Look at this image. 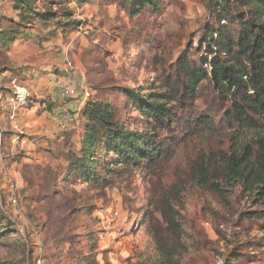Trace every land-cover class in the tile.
I'll list each match as a JSON object with an SVG mask.
<instances>
[{
  "label": "rangeland",
  "instance_id": "374dc122",
  "mask_svg": "<svg viewBox=\"0 0 264 264\" xmlns=\"http://www.w3.org/2000/svg\"><path fill=\"white\" fill-rule=\"evenodd\" d=\"M206 3L159 0L157 10L147 8L130 19L118 5L107 7L101 0H90L77 18L87 22L78 30L87 32L86 37L73 34L72 41L44 50L34 41L25 45L17 41L0 58V218L7 226L0 233V264H31L32 258L33 264H86L80 260L88 254L90 237L107 254L108 264H157L148 225L140 224V208L154 198L150 180L156 183L157 193L162 189L166 195L181 183V192L173 200L187 248L180 264H264V232L248 219L250 214L264 212V200L234 185L224 191L227 204H223L189 179V164L210 144L217 147L223 142L221 133L180 141L157 177L137 172L128 185L102 193L62 180L66 154L76 148L70 137L77 136L78 128L63 132L77 122L72 121L71 112L66 123L58 124L62 131L52 138L39 131L42 125H53L51 114L65 105L60 97L59 102L51 101L50 95L37 91V82L48 74L68 75L90 96L118 106L128 122L137 117L128 113L129 106L124 110L127 103L119 91L154 87L155 58L171 63L188 50L196 62L206 57L199 41L203 25L211 22ZM83 92L75 99L86 100ZM17 95L27 98V104L13 111L8 100ZM205 102L198 99L194 111L210 114L216 130L224 133L221 113L216 112L224 103L211 99L207 106ZM259 136L264 137V127L247 138ZM109 212H117L121 224L122 230L114 235L112 226L102 221ZM154 217L159 216L154 213ZM96 260L105 264L101 255Z\"/></svg>",
  "mask_w": 264,
  "mask_h": 264
},
{
  "label": "trees",
  "instance_id": "16d2710c",
  "mask_svg": "<svg viewBox=\"0 0 264 264\" xmlns=\"http://www.w3.org/2000/svg\"><path fill=\"white\" fill-rule=\"evenodd\" d=\"M10 1L19 11L18 20L7 19V26L0 25V58L21 31L33 25L66 32L87 24L76 18V9L89 0ZM206 1L211 22L203 25L199 40L207 50L206 57L196 62L188 50L171 63L155 58L154 87L119 91L127 103L124 110L129 106L128 113L137 117L128 122L111 101L93 96L86 99L76 148L68 150L64 160L62 180L66 185L83 184L103 193L128 185L137 172L157 177L180 141L219 132L223 142L217 147L210 144L196 155L189 164V179L223 204H227L224 191L234 185L258 201L264 200V137L247 138L264 127V0ZM101 2L107 7L118 5L132 19L147 8L157 10L159 0ZM198 99L207 106L211 99L224 103L222 110H216L221 113L224 133L216 130L210 114L194 111ZM26 101L20 108L25 109ZM30 107L26 109H34ZM178 183L166 195L162 189L157 193L156 183L150 180L154 198L145 205L146 210H139L140 224L148 225L157 264H180L187 252L180 212L173 203L181 192ZM248 219L264 232V212L250 214ZM3 221L0 218V233L7 230ZM89 240L88 254L80 261L98 264L96 258L101 255L108 264L107 254L97 248L96 240Z\"/></svg>",
  "mask_w": 264,
  "mask_h": 264
},
{
  "label": "crops",
  "instance_id": "0c3cea01",
  "mask_svg": "<svg viewBox=\"0 0 264 264\" xmlns=\"http://www.w3.org/2000/svg\"><path fill=\"white\" fill-rule=\"evenodd\" d=\"M87 4H85V5H87ZM74 7H75V5L72 4L71 8H74ZM83 7H81V8H83ZM113 7H115V6H113ZM81 8H79V9H81ZM79 9H76V18L81 17ZM18 14H19V11H15L13 9L12 2L10 0H3L2 3H0V25L1 26L2 25L3 26L8 25L7 19L17 21L18 20ZM70 34H72V36ZM73 34H75V37H77L79 35L86 37L88 35L87 32H85V31L84 32L83 31L78 32V31H73V30L71 31V29L67 30L66 32H53L48 27L45 28V27H42L41 25L36 24V25H33V26L28 27L26 29H23L21 31L20 35L16 38V40L13 43L18 41V43L25 45L26 42L27 43H33L32 41H34L40 50H44V49H49L50 46H52L58 42H61V44H60V46H61L63 44L62 42H66L68 40L72 41L71 39H73ZM30 38H33V39L31 40ZM13 43H12V45H13ZM33 78L37 80L36 76H33ZM63 81L76 83V82L72 81V79H70V77L68 75H64V76L58 78V77H54V76L48 74L46 79L41 78L37 82V91L44 93V94H47V95H50L53 98V100H51V101L56 100L59 102L58 85L60 83H63ZM85 101L86 100L82 99L81 97L78 99L63 101L65 103L64 107L63 108H57L56 113L51 114L52 117L50 118V120L54 124L51 123L53 125L48 124L47 126L42 125L41 128L39 129L41 136H43L45 138H52L55 134L60 132V130L62 128H59L58 124H60V123L57 119V113L61 110H65V111L71 112V114H73L71 116L72 121H74V122L77 121V122L73 123V126L67 125L66 126L67 129H65L63 132H68L70 130L78 128L77 134H76L77 136L76 137H70V139H72V141L76 144V141H77V139L81 133V131H80V125L82 122L81 110L84 107ZM30 111H32V110H30ZM44 132H48V135H44ZM111 230H112L111 235H114L116 233V230L118 232L120 230H122L121 224H120L118 219L114 221ZM123 231H124V228H123Z\"/></svg>",
  "mask_w": 264,
  "mask_h": 264
},
{
  "label": "built area",
  "instance_id": "2783aa9c",
  "mask_svg": "<svg viewBox=\"0 0 264 264\" xmlns=\"http://www.w3.org/2000/svg\"><path fill=\"white\" fill-rule=\"evenodd\" d=\"M82 90L84 91V97L85 98H90V95L86 90L82 87V84L79 82L73 83V82H64L60 83L58 85V93L61 99L63 100H69V99H75L78 96V92ZM1 99V95H0ZM24 96L22 95H17L15 98H11L8 100L9 105L11 106V109L14 111L17 109L18 106L24 101ZM60 116L58 117V121L61 124H64L68 121V116L67 114L62 111L60 112ZM12 119V116H11ZM44 135H48V132H44ZM1 140V137H0ZM118 213L117 212H109L107 217H104L103 224L106 226H112L114 221L118 219Z\"/></svg>",
  "mask_w": 264,
  "mask_h": 264
}]
</instances>
